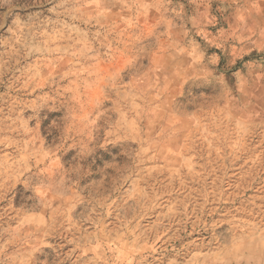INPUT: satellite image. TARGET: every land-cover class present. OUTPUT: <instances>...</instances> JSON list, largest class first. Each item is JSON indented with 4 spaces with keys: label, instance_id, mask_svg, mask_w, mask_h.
Returning a JSON list of instances; mask_svg holds the SVG:
<instances>
[{
    "label": "rangeland",
    "instance_id": "374dc122",
    "mask_svg": "<svg viewBox=\"0 0 264 264\" xmlns=\"http://www.w3.org/2000/svg\"><path fill=\"white\" fill-rule=\"evenodd\" d=\"M0 264H264V0H0Z\"/></svg>",
    "mask_w": 264,
    "mask_h": 264
}]
</instances>
